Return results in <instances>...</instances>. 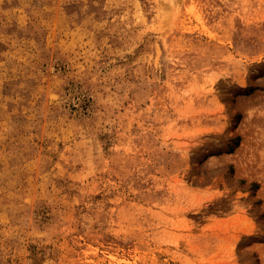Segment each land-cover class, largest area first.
Wrapping results in <instances>:
<instances>
[{
  "label": "rangeland",
  "instance_id": "1",
  "mask_svg": "<svg viewBox=\"0 0 264 264\" xmlns=\"http://www.w3.org/2000/svg\"><path fill=\"white\" fill-rule=\"evenodd\" d=\"M0 264H264V0H0Z\"/></svg>",
  "mask_w": 264,
  "mask_h": 264
}]
</instances>
